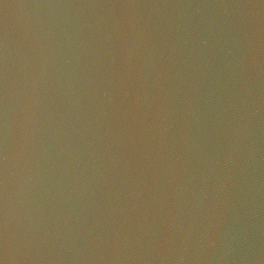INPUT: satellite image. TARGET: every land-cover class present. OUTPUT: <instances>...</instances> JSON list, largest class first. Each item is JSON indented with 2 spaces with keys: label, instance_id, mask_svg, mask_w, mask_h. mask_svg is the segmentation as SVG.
Listing matches in <instances>:
<instances>
[{
  "label": "clouds",
  "instance_id": "obj_1",
  "mask_svg": "<svg viewBox=\"0 0 264 264\" xmlns=\"http://www.w3.org/2000/svg\"><path fill=\"white\" fill-rule=\"evenodd\" d=\"M262 125L264 0L3 3L0 264H220Z\"/></svg>",
  "mask_w": 264,
  "mask_h": 264
},
{
  "label": "water",
  "instance_id": "obj_2",
  "mask_svg": "<svg viewBox=\"0 0 264 264\" xmlns=\"http://www.w3.org/2000/svg\"><path fill=\"white\" fill-rule=\"evenodd\" d=\"M20 0H2L0 2V13H2L3 3H18Z\"/></svg>",
  "mask_w": 264,
  "mask_h": 264
}]
</instances>
